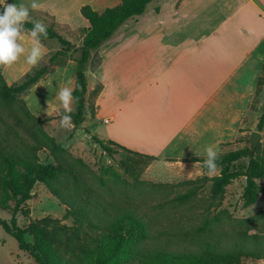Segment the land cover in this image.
<instances>
[{
  "label": "trees",
  "instance_id": "16d2710c",
  "mask_svg": "<svg viewBox=\"0 0 264 264\" xmlns=\"http://www.w3.org/2000/svg\"><path fill=\"white\" fill-rule=\"evenodd\" d=\"M151 1L121 0L118 5L102 12L89 4L83 5L81 13L90 25L82 31L83 40L79 47L58 31L55 21L44 23L48 35L47 38L41 37V42L57 39L61 44L49 61L56 66L66 65L69 59L77 63L73 89L75 109L71 113L76 127L85 120L88 105L86 69L92 53L110 41L120 27L144 14ZM0 11H3L2 5ZM25 28L31 29L32 24H26ZM76 50H80V55L73 57L70 52ZM53 71V67L40 64L21 80L9 84L0 70V208L11 211L10 219L0 217V225L17 239L20 249L29 252L40 264H244L247 259H264V237L260 231L239 230L232 234L231 244L218 238L195 241L210 221L190 230L156 228L147 211L139 212L136 196L128 193L129 190L135 192L144 186L156 189L176 185L139 177L158 159L157 156L93 135L94 141L109 156L115 157L120 150L128 154L118 160L127 176L112 171V175L106 177L97 174L83 158L74 156L60 145L45 129V124L60 114L37 116L25 99L31 88ZM262 85L264 64L257 80V93ZM100 90L96 88L93 95ZM257 129L263 132V140L255 148L248 145L220 153L217 161L222 167L220 174L210 179V193L217 199L216 206L222 205L227 186L240 175L246 176L242 193L245 207L255 204L260 194L264 195V187L258 182V179H264V110ZM42 150H48L53 161H43ZM245 157L249 161L244 169L235 167V162ZM204 158L193 156L182 160L203 162ZM206 179L209 178L204 175L177 184ZM38 182L45 184L48 191L65 205V213L61 218L46 215L20 226L18 215L29 216L26 203L33 198V189ZM120 187L125 190H119ZM197 189L178 193L172 201L182 203L195 195ZM117 194L125 197L128 206L118 202ZM263 217L264 209L247 219L252 221ZM68 219L72 220L71 224L65 222ZM220 220V215L215 216V221ZM171 234L176 238L171 239ZM27 235L32 240L27 239ZM189 240L196 248L187 247Z\"/></svg>",
  "mask_w": 264,
  "mask_h": 264
},
{
  "label": "crops",
  "instance_id": "0c3cea01",
  "mask_svg": "<svg viewBox=\"0 0 264 264\" xmlns=\"http://www.w3.org/2000/svg\"><path fill=\"white\" fill-rule=\"evenodd\" d=\"M120 1L37 0L42 7L35 11L47 13L58 31L78 47L82 31L90 25L81 7L89 4L102 12ZM165 1L154 8V24L145 30L127 24V30H117L95 51L101 63L92 69L90 59L87 68L95 80L91 84L87 81V92L97 83L102 86L93 119L103 121L105 128L97 136L157 156L145 175L150 179L154 175L165 177L167 181L175 175H207L202 161L182 159L204 156L209 144L218 145L219 153L246 147L238 138L251 133V123L258 122L251 104L264 64V0H201L200 9L210 14H205L208 22L193 33L180 21L182 9L193 0ZM30 2L7 0L9 4ZM166 10L171 17L165 19L162 16ZM48 40L42 42L47 52L37 65L61 48L47 44ZM25 46L30 47L27 39ZM76 65L69 59L66 65L57 66L31 88L25 99L34 96L33 90L43 82L45 86L41 85L35 96L40 92L47 95L46 88L54 77L61 86L74 89ZM32 68L23 56L10 67L0 66L9 84L21 80ZM69 69L71 75L65 76ZM42 102L39 99L29 108L37 116H53L47 114L50 108ZM240 161L248 164L249 159L242 158L235 164ZM221 168L218 165L211 177L219 175ZM237 183L242 184L243 192L246 176L240 175L227 188ZM262 262L264 259L258 264Z\"/></svg>",
  "mask_w": 264,
  "mask_h": 264
},
{
  "label": "rangeland",
  "instance_id": "374dc122",
  "mask_svg": "<svg viewBox=\"0 0 264 264\" xmlns=\"http://www.w3.org/2000/svg\"><path fill=\"white\" fill-rule=\"evenodd\" d=\"M165 0H153L151 1L144 14L138 16L134 19L128 21L125 25L120 27L118 31L127 30V24L134 25L138 30H145L150 26V24H154V8L165 4ZM201 0H193L186 4V6L182 9L183 17L180 21L185 25V29L189 30V32H195L199 29V26L206 24L208 20L205 19V14L207 16L210 14L209 12H204L200 9ZM213 8L212 6H210ZM214 9V8H213ZM1 12V11H0ZM30 17L32 20L41 21L45 24L52 23V18L45 13L42 12H31ZM163 18H170L171 14L167 10L165 14L162 16ZM183 26V27H184ZM177 28V27H176ZM65 37V36H64ZM75 39L78 40L77 37ZM46 41V40H45ZM52 46L60 47L61 44L57 39H49L48 43ZM81 46V45H80ZM79 47V46H78ZM95 52V51H94ZM92 53L90 67L95 69L101 63V58L95 53ZM73 57H78L80 55V50L71 51ZM50 62L49 58L45 59L41 65H47ZM48 67H53L56 69V65L48 64ZM89 67V66H88ZM71 69V68H70ZM68 70L65 76L71 75V70ZM87 81L91 84L95 80L92 76L90 68L86 70ZM51 86H47L48 92L47 95H38L35 96V91L37 93V89L40 88L41 85L45 86V82L39 85L33 90V95L28 99L26 98L28 106L30 104L32 106L37 105L40 102H44L47 105V112H51L53 116H57V111L53 107L59 106V101L56 100V93L61 86V82L54 77L50 82ZM96 88H102L100 83H97L94 89L87 92V100L88 105L86 109L85 120L79 126H75L71 130H67L60 126V116L54 118L51 121H48L45 124V129L53 135L57 142L66 148L71 154L76 157H81L83 160L97 173L103 176H111L112 171H117L122 176H127L118 160L124 158L128 154L124 150H120L115 157L109 156L105 153L102 148L97 144L92 138L93 135H97V133H102L105 128V123L101 120H94L93 117L96 112V96L93 95V92ZM31 100H34L32 102ZM42 102V103H43ZM73 110L75 109V104L73 101ZM251 107L255 110V117L259 119L260 115L264 110V85L261 86L259 92L255 96ZM31 108V107H30ZM32 110V109H31ZM93 112V114H92ZM60 114V113H59ZM58 114V115H59ZM44 117V116H41ZM252 122V121H251ZM258 122H252V127L254 130L257 129ZM263 133V132H262ZM250 135L251 133H247L244 136H240L238 140L245 141L246 146L250 145ZM100 136V135H99ZM263 139H261L262 141ZM50 152L48 150L40 151L41 159L45 162L53 161V158L49 155ZM246 163L244 161H240L235 167L239 169H244ZM146 169L140 174V178L146 181L153 182H169L174 183V186H165L156 189H150L141 187L137 189V191H128L130 194H134L139 203L138 211L139 212H148V216L153 218L155 222L156 228H184L185 230L194 229L196 226H200L207 221H210L209 225L205 228L203 232L196 236L195 241H199L201 239L213 240L220 239L225 244L232 243V234L237 233L239 230H248L249 233H254L260 231L262 236L264 237V217L260 219H255L249 221L247 218L251 216H255L264 209V195L260 194L257 202L251 206L245 207L242 199V184H235L234 188H227L226 193L224 195V199L222 205L216 206L217 199L213 198L210 193V184L211 178L206 179L205 181H198L196 183H181L177 184L180 181L195 179L197 177H201L204 175H194L193 173L175 175L169 177V180L165 181V177L157 178L158 176L152 177V179L147 178L145 175ZM261 186L264 187V179L259 181ZM198 188L195 195L190 197L188 200L178 203L172 201V198L178 194L187 191L190 188ZM119 190H125L121 188ZM34 196L32 199L27 201L26 206L30 210L29 216H24L22 214L18 215V224L20 226L27 225L31 220L42 218L46 215H51L54 217L61 218L65 213V205L60 203V201L53 196L45 186V184L38 182L33 189ZM243 193V192H242ZM118 202L126 205L124 198H122L119 194H117ZM220 215L221 220L215 221V216ZM0 217L5 219L11 218L10 210H3L0 208ZM68 224L72 223L71 219L65 221ZM171 239H174L172 234L170 235ZM27 239L32 240L30 235H27ZM178 239V238H177ZM189 239V238H188ZM182 241V240H180ZM188 248H196L194 244L189 240L187 242ZM258 261L255 259H247L244 264H258ZM0 264H40L35 258L27 251L19 248V244L17 239L11 234L7 233L4 228L0 225ZM129 264H138V263H129ZM261 264H264L262 262Z\"/></svg>",
  "mask_w": 264,
  "mask_h": 264
},
{
  "label": "clouds",
  "instance_id": "9594fccd",
  "mask_svg": "<svg viewBox=\"0 0 264 264\" xmlns=\"http://www.w3.org/2000/svg\"><path fill=\"white\" fill-rule=\"evenodd\" d=\"M0 5L3 6V11L0 12V66L10 67L23 56L25 63L35 67L47 52L41 37L47 38L48 32L43 22L31 19L30 9L39 10L42 5L37 0H31L30 5L9 4L7 0H0ZM28 23L32 24L31 29L25 28ZM26 39L29 40L30 47L25 46ZM55 98L63 110L60 113V126L71 130L74 127L71 115L74 101L73 89L68 86L61 87ZM204 156L203 167L207 169V175L211 177L218 170L217 161L220 158L218 145L205 146Z\"/></svg>",
  "mask_w": 264,
  "mask_h": 264
},
{
  "label": "water",
  "instance_id": "95a60500",
  "mask_svg": "<svg viewBox=\"0 0 264 264\" xmlns=\"http://www.w3.org/2000/svg\"><path fill=\"white\" fill-rule=\"evenodd\" d=\"M48 64H53L52 62H48L46 67H48ZM262 132L259 130H253L250 135V145L252 148H255L257 144L261 141L262 139Z\"/></svg>",
  "mask_w": 264,
  "mask_h": 264
},
{
  "label": "built area",
  "instance_id": "2783aa9c",
  "mask_svg": "<svg viewBox=\"0 0 264 264\" xmlns=\"http://www.w3.org/2000/svg\"><path fill=\"white\" fill-rule=\"evenodd\" d=\"M106 122L108 121V119L105 120Z\"/></svg>",
  "mask_w": 264,
  "mask_h": 264
}]
</instances>
